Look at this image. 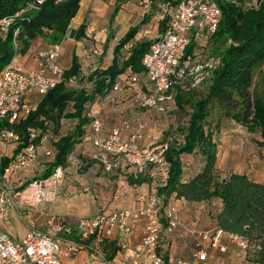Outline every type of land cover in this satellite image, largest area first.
Segmentation results:
<instances>
[{
    "label": "trees",
    "instance_id": "obj_1",
    "mask_svg": "<svg viewBox=\"0 0 264 264\" xmlns=\"http://www.w3.org/2000/svg\"><path fill=\"white\" fill-rule=\"evenodd\" d=\"M35 1L0 0V20L25 10L28 4ZM130 1L116 0V3L121 5ZM180 1L151 0L143 24L157 15L158 4L170 2L174 6ZM215 1L221 16L215 33L207 38V45L213 54L211 59H218L219 63L196 86H193L195 79L189 78L173 89V102L166 110L168 126L161 140L169 146L165 155L166 164L159 170L150 165L141 172L135 169L142 178L131 181L141 184L146 181L144 175H158L159 187L155 197L162 205L167 204L171 197L189 203L219 201L220 208L212 219L214 228L246 240L248 249L242 264H264V178L257 183L245 174L221 176L215 140L219 121L209 119L223 113L248 133L258 134L260 145L264 148V84L257 86L264 74L256 73L264 64V0H257L254 6H244V0ZM79 3L80 0H43L33 9L25 11L6 32L0 31V71L17 54L26 53L36 37L51 39L57 44L77 14ZM168 21L169 15L159 20V33L167 30ZM15 30H18L16 50L13 46ZM138 30L139 27L131 28L119 40L107 69L96 68L86 78L90 90L82 83H77L78 87L59 85L43 96L36 93L40 97L39 102L25 118L14 123L0 120V131H9L19 138L16 150L7 156H0V171L28 143L29 129L36 132L35 144L48 136L46 148L53 156L49 158V163H45L44 172L24 185L49 176L57 166L66 168L74 148L81 143L90 127L87 106L96 97H104L113 83L118 82L125 89L131 75L143 74L142 57L154 40L132 43ZM129 44L131 46L126 49ZM195 47L192 41L186 51L192 58ZM78 69L74 60L65 77L79 76ZM62 121L67 125H63ZM184 156H190L194 162L187 164ZM84 164V160L76 162L78 167H84ZM187 173L189 175L186 176ZM60 225L63 238L81 243L72 220L62 218ZM163 225L160 227L157 251L166 264L169 255L159 249ZM92 240L90 238L82 244L89 246ZM97 245L104 257L111 261L120 250V242L115 237Z\"/></svg>",
    "mask_w": 264,
    "mask_h": 264
},
{
    "label": "built area",
    "instance_id": "obj_2",
    "mask_svg": "<svg viewBox=\"0 0 264 264\" xmlns=\"http://www.w3.org/2000/svg\"><path fill=\"white\" fill-rule=\"evenodd\" d=\"M42 2L43 0H36L28 4L25 10L2 18L0 31L6 32L25 11L33 9L35 4ZM139 4L143 10L149 11L151 0H140ZM255 4L256 2L246 6ZM166 15H169L167 30L159 33L142 57L143 74L131 75L127 81L135 92L132 105L158 113H165L167 106L173 102L172 91L175 87L189 78L195 79L193 86H196L219 63L218 59H210L203 66H193L192 56L186 53L192 41L195 42L196 47H200L207 42L210 35L215 33L221 16L220 8L215 0H182L174 6L170 2H162L158 4V13L152 17V20L159 22ZM100 32L106 31L102 29ZM17 34L18 30H15L13 32L15 50L18 46L15 41ZM147 34L149 32L145 30L144 35ZM59 52L58 44L39 51L37 54L39 62L35 70L29 71L15 64V56L0 71V120L14 123L25 118L31 110L25 98L32 92L43 96L59 85L71 86L80 82L81 75L65 77L64 70L58 64ZM95 70V67L91 68L90 74ZM121 90V85L116 82L112 84L108 92L119 93ZM101 101L112 107L118 105V99L108 96V93L104 97H99L94 103ZM86 115L94 133L93 159L98 161L105 171H111L122 163L138 172L148 165L156 170L165 166V155L169 148L167 143H149L139 146L135 142L139 137L138 134L123 138L119 129H112L107 134H102L100 112L94 104L89 106ZM124 128H129V125L124 124ZM27 133L28 143L17 152L14 160L0 171V220L6 221L8 213L12 211L14 218L22 220L26 226L23 236L18 241L13 240L0 229V264H65L66 260L71 259L76 252L83 249L82 242L90 238L98 241L114 237L124 240L133 233L141 221L144 225L140 241L133 247L127 246L125 241L120 244V249L127 258L124 264L165 263L157 251L160 227L164 224V231L171 234L179 229L181 224L176 207L172 204L162 205L152 195H142L139 198L142 205L134 209H114L93 217L78 219L77 235L81 243L63 238L62 226L59 223L49 221L46 224V232L37 230L33 212L40 205L51 204L57 200L58 188L65 177V169L57 166L45 178L32 180L25 185L24 183L14 185L10 179L14 172L31 169L40 153L48 159L53 156L51 150L46 148L48 136L42 137L41 142L35 144L36 132L29 129ZM18 144V135L9 131H0V149L6 145L10 152H13ZM188 233L195 239V250L192 253L195 264L207 261L208 248L225 252L226 246L220 245L223 236L236 247L235 255L240 264L246 256L248 245L240 236L226 234L215 228L197 233L188 231ZM205 242L208 243V248L204 247ZM95 264L119 263L107 260L104 255H100ZM166 264L186 263L169 256ZM215 264L228 263L219 261Z\"/></svg>",
    "mask_w": 264,
    "mask_h": 264
},
{
    "label": "crops",
    "instance_id": "obj_3",
    "mask_svg": "<svg viewBox=\"0 0 264 264\" xmlns=\"http://www.w3.org/2000/svg\"><path fill=\"white\" fill-rule=\"evenodd\" d=\"M139 2L140 0H132L118 5L116 0H80L77 14L70 21L62 39L57 43L60 47L58 64L64 72H68L72 68L74 60H76L79 67V75L83 78L79 83H86L90 86L85 80L90 75L91 68L95 67L99 70L107 69L112 63L115 46L131 28L139 27L138 33L132 43L151 41L158 37L159 32L155 31L152 26L157 27L159 22H153L151 18L143 24L148 11L143 10ZM102 29L106 32L101 33L100 30ZM90 30L92 31L90 32ZM145 30H148L149 34L144 35ZM53 45L55 44L52 43L51 39H45L40 36L36 37L32 40L26 53L16 55L14 63L26 68V70H35L39 62L38 52L47 50ZM129 46L131 45L129 44L126 49ZM131 88L127 84L126 88L122 89L119 93L108 92V96L118 99L117 106L106 105L103 101L95 104L94 102L98 99L96 97L87 106V110L92 104L99 110L102 121V134H107L112 129H119L123 138L138 134L139 137L135 142L139 146L161 142L163 131L168 126L167 113L142 110L133 106L131 102L135 92ZM39 98L36 92H32L26 96L25 102L30 108L34 109L39 102ZM171 105L172 103L167 106V109ZM62 122L63 125H67L65 121ZM124 124H128L129 128L125 129ZM93 138L94 133L89 127L83 140L76 145L70 156L57 200L51 204H42L33 212L35 228L40 232H46V224L49 221L60 224V219L67 218L73 221L75 231L78 233L76 222L80 218L93 217L101 212L114 209H134L142 205L139 199L142 195L155 196L156 190L159 187L158 175L156 176L153 173L146 174L143 177L146 180L144 183L135 184L131 180L142 177L138 175L134 168L128 167L123 163L118 164L111 171H105L103 166L93 159L95 152L92 144ZM4 147L7 146L4 145L0 150L4 151ZM226 151L229 152L230 150L226 149ZM224 153H220L221 156L227 155ZM78 160L85 161L84 167L76 165ZM183 160L189 165L192 163L190 156H184ZM49 162L40 153L34 165L35 170L32 171L33 168H31L14 172L10 179L16 186L25 183L40 176L46 169L45 163ZM218 169L222 175L226 173L245 174L257 183H260L264 178V171L239 173L223 172L219 166ZM146 172L151 171L147 170ZM185 175L187 176L189 173ZM23 180L25 182H21ZM173 199L171 197L168 201ZM175 200L177 207L174 204L172 205L177 209L181 227L171 234L163 231L159 249H163V252H167L172 258L182 259L186 264H195L191 255L195 250V239L190 236L188 231L197 233L199 231L211 230L214 226H212V221H210L211 226L208 225L209 223H206L207 220H204L203 216L205 213L199 216L200 211H192L195 209L194 205L199 203ZM185 206L189 208L187 209V216H184L185 214L183 213V207ZM7 220L13 224L16 223L12 211L8 213ZM143 225L142 221L139 222L133 233L124 240L118 238L120 244L125 241L129 247L136 245L140 241ZM23 234L24 231L15 230L13 231L12 239L18 241ZM92 242L89 246L84 245L83 249L76 252L71 259L66 260L65 264H95L100 255H103L97 245L102 241L93 239ZM203 245L208 248V243L205 242ZM220 245L221 247L226 246V251L222 252L216 248H208L207 261L202 264H215L219 261L228 264H240L235 255L237 252L236 247L231 245L225 236L221 238ZM123 254L124 252L120 249L113 261L119 264L127 262V258Z\"/></svg>",
    "mask_w": 264,
    "mask_h": 264
},
{
    "label": "rangeland",
    "instance_id": "obj_4",
    "mask_svg": "<svg viewBox=\"0 0 264 264\" xmlns=\"http://www.w3.org/2000/svg\"><path fill=\"white\" fill-rule=\"evenodd\" d=\"M256 1L257 0H244L242 3L244 4V6H246L247 4H254ZM152 28L155 31H159L157 27L154 25L152 26ZM211 52L212 51H209L207 42L201 45L200 47H196L193 52L194 55L193 66H203L205 63H207L213 57V54ZM256 71H257L256 73H260L259 75L264 74V64ZM260 83L264 84V77H262V80L257 82V86ZM84 85L85 88H87V90H90V88H88L89 87L88 84L85 83L83 84V86ZM71 86L78 87V84L74 83L71 84ZM209 119H212L214 121L215 119H217L219 121V123L217 122L219 124L218 125L219 129L216 130V135H215V140L217 141L219 147L217 166H219V168L223 172L230 171V172L247 173V172L264 171V148L261 147L260 145L261 139L258 136V134L248 133L245 128L233 123L231 119L229 117L224 116L223 113L215 115ZM226 149H229L230 151L227 152ZM9 153L10 150L8 146L4 147V151L0 150V156H5V154L9 155ZM220 153L222 154L224 153L227 155L221 156ZM47 160L51 161L48 158ZM191 162H194L193 159ZM32 168H33L32 171L35 170L34 166ZM227 174L228 173H226L225 175ZM225 175L221 174V176H225ZM21 182H25V181L23 180ZM59 188H58V192H59ZM167 203L174 204L177 207V202L175 199L170 200ZM194 206L195 209H193L192 211H200L199 216H202L205 213V215L203 216H204V220H207L206 223H209L208 225L211 226L210 221H212L211 222L213 224L212 226H214L212 219L217 213L218 209L220 208L219 201L201 202ZM187 209L189 208L186 206L183 207V213L185 214L184 216H187L188 214ZM8 221L9 220L6 221L0 220V228L9 237L11 238L13 237V231L15 230H21L25 232L26 226L22 220L15 219L16 222L15 224Z\"/></svg>",
    "mask_w": 264,
    "mask_h": 264
}]
</instances>
